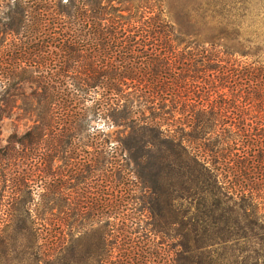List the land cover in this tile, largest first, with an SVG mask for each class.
<instances>
[{"label": "trees", "instance_id": "16d2710c", "mask_svg": "<svg viewBox=\"0 0 264 264\" xmlns=\"http://www.w3.org/2000/svg\"><path fill=\"white\" fill-rule=\"evenodd\" d=\"M250 29L243 40L258 57L264 37L261 27ZM210 45L181 36L160 0H23V81L39 88L23 147L32 148L35 166L23 177V232L0 230V264H73L67 233L91 215L106 216L107 233L117 218L134 224L132 200L160 198L165 165L168 201L188 205L176 222L187 216L205 229L203 244L176 252V264H259L237 252L243 241L264 246V116L254 109L264 101V60L230 65L223 54L232 52ZM60 114L65 133L55 132ZM91 115L111 118L125 135L80 160L77 142L69 164L87 173V199L75 202L76 217L63 218L54 232V218L32 213L33 185L56 191L59 147L67 151ZM101 161L105 173L98 174ZM223 221L226 232L214 228Z\"/></svg>", "mask_w": 264, "mask_h": 264}, {"label": "rangeland", "instance_id": "374dc122", "mask_svg": "<svg viewBox=\"0 0 264 264\" xmlns=\"http://www.w3.org/2000/svg\"><path fill=\"white\" fill-rule=\"evenodd\" d=\"M14 1L0 0V204H4L0 207V230L23 232V199L28 198L23 177L35 166L32 148L23 147V134L36 122V116L29 108L39 105L33 94L39 88L35 83L23 81V0L20 6L15 5ZM160 1L181 36L187 40H196L208 48L211 43L218 42L219 50L232 52L229 55L223 54L230 65L239 63V67L245 68L256 59L264 60V50L258 57H254L247 53L248 48L245 46L248 42L243 40L252 26L261 27L264 37V0ZM14 20L17 23L11 25ZM236 31L242 38L236 35ZM254 109L264 116V101ZM73 110L78 112L80 107ZM64 118L61 114L57 116L55 132L65 133L63 127L66 125L63 126L62 122ZM87 122V126L83 124L81 129L83 133H79L81 137L74 134L69 143H65L69 146L67 151L63 150L64 144L62 148L59 147L54 160L58 184L56 191L50 193L40 183L33 185V195L38 203L32 205V213L54 218V232L57 229L60 231L65 225L63 218L68 220L76 217L74 203L87 199L84 182H81L84 179L83 173L86 172L80 173L78 168L69 164L70 157L76 154H72V149L77 142L80 141L78 148L81 151L76 158L80 160L91 156L96 151L95 148L105 142L113 147L125 135L122 132L123 126L114 124L109 117L91 115ZM75 124L72 122V126ZM96 155L99 158L101 156ZM159 161L161 167L166 164V160L161 157L155 162ZM166 171L165 165V169H161L157 177L160 181V198L132 200L134 224L126 225L125 222L123 225V218H117L119 226L112 233H107L106 216L100 219L91 215L86 224H76L73 231L65 237L66 247H69L68 255L73 259V264H176V252L203 244V226L189 224L187 216L183 217L182 223L176 222L180 215L185 214L188 205L185 203L176 207L168 201L172 185ZM96 172L105 173L102 161ZM176 177H180L178 170ZM54 202V209H46L47 203ZM231 204L227 203L225 209H229ZM149 206H154L153 213L140 211ZM225 214L227 216L230 213ZM224 223L220 222L214 228L226 232L227 224ZM52 226L54 227V222ZM179 233L182 234L177 235ZM239 247L240 250L243 249L237 252L240 260L264 264V256H259L263 253L259 249H264L260 241H243Z\"/></svg>", "mask_w": 264, "mask_h": 264}]
</instances>
